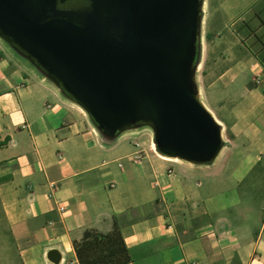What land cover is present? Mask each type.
I'll use <instances>...</instances> for the list:
<instances>
[{"label":"crops","instance_id":"0c3cea01","mask_svg":"<svg viewBox=\"0 0 264 264\" xmlns=\"http://www.w3.org/2000/svg\"><path fill=\"white\" fill-rule=\"evenodd\" d=\"M5 44L0 264H81L75 243L115 226L127 264H264V0L204 3L197 82L225 143L211 165L162 157L146 131L107 141Z\"/></svg>","mask_w":264,"mask_h":264},{"label":"water","instance_id":"95a60500","mask_svg":"<svg viewBox=\"0 0 264 264\" xmlns=\"http://www.w3.org/2000/svg\"><path fill=\"white\" fill-rule=\"evenodd\" d=\"M204 3L0 0V39L107 141L147 127L162 157L211 165L225 143L197 82Z\"/></svg>","mask_w":264,"mask_h":264},{"label":"trees","instance_id":"16d2710c","mask_svg":"<svg viewBox=\"0 0 264 264\" xmlns=\"http://www.w3.org/2000/svg\"><path fill=\"white\" fill-rule=\"evenodd\" d=\"M75 249L81 264H127L131 260L117 226L111 234L86 231L82 241L75 243Z\"/></svg>","mask_w":264,"mask_h":264},{"label":"rangeland","instance_id":"374dc122","mask_svg":"<svg viewBox=\"0 0 264 264\" xmlns=\"http://www.w3.org/2000/svg\"><path fill=\"white\" fill-rule=\"evenodd\" d=\"M1 43H5L2 39H0ZM7 45V44H5ZM23 59V58H22ZM146 131V133L148 134V136H152V130L150 128L144 127V128H140V129H136V130H130V131H126L125 133H123L120 137H144L143 136V132ZM10 260L12 258V255L10 254ZM3 259H1L2 261ZM5 262V261H3ZM9 262V261H8Z\"/></svg>","mask_w":264,"mask_h":264},{"label":"built area","instance_id":"2783aa9c","mask_svg":"<svg viewBox=\"0 0 264 264\" xmlns=\"http://www.w3.org/2000/svg\"><path fill=\"white\" fill-rule=\"evenodd\" d=\"M153 145H155V144H153ZM136 148H137V150L133 154L130 155V159H132V161H134V162L139 163L145 158L146 152L140 149V145L138 143H136ZM64 210L65 209L62 208V211H64Z\"/></svg>","mask_w":264,"mask_h":264}]
</instances>
